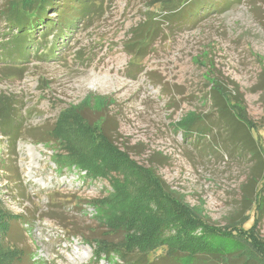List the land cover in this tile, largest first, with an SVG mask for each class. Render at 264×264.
I'll return each instance as SVG.
<instances>
[{"label":"rangeland","instance_id":"obj_1","mask_svg":"<svg viewBox=\"0 0 264 264\" xmlns=\"http://www.w3.org/2000/svg\"><path fill=\"white\" fill-rule=\"evenodd\" d=\"M7 1L0 0V96L9 98L21 130L15 149L0 136L7 160L0 163V200L29 220L12 225L25 252L20 264H120L96 259L85 240L104 231L85 202L105 195L108 181L58 169L52 151L25 131L50 130L63 108L86 96V118L103 116L108 134L173 191L175 207L198 210L221 229L247 213L243 227L253 223L256 210L238 211L252 199L246 185L255 157L229 137L208 92L213 79L231 90L235 109L264 143V0H92L87 16L72 20L48 11L54 24L46 33L11 43L3 39L17 32L3 19ZM152 16L153 36L139 47L131 31ZM102 97L103 106L95 104ZM190 112L206 121L200 134L179 127ZM259 212L252 232L264 240ZM164 252L148 258L160 264Z\"/></svg>","mask_w":264,"mask_h":264},{"label":"trees","instance_id":"obj_2","mask_svg":"<svg viewBox=\"0 0 264 264\" xmlns=\"http://www.w3.org/2000/svg\"><path fill=\"white\" fill-rule=\"evenodd\" d=\"M157 2L168 3L171 0H153L151 3ZM92 3V0H8L2 9L3 19L11 27L14 25L18 33L3 39L7 41L11 38V43L12 38L22 37L23 42H28L25 36L34 38L53 26V20L47 17L48 11L69 19L75 16L81 19L88 15ZM155 21L152 16L132 29V43H140V47L142 41L147 42L153 36L149 23ZM10 45L9 53H12L16 44ZM213 80L215 82H210L208 94L219 118L231 128L229 137L235 141V145L245 152L249 151L256 161L254 173L246 185L247 190L248 186L251 189L252 199L243 200L238 211L240 214L246 209L256 210L257 217L246 229L243 225L250 218L248 213L243 215L241 221L233 220L234 224L221 229L209 224L198 210L194 212L185 206L175 207L173 191L151 166L135 160L125 146L119 145L108 134L104 117L100 115L99 119L93 121L86 118L83 111L87 105L90 108L87 103L90 96L79 104H69L63 108L50 130L26 128L30 136L38 138V143L52 151L51 160L58 169L72 168L89 180L103 178L108 181L110 188L105 195L85 202V205L87 203L93 208L92 217L97 224L104 228L98 235L85 238L90 246L93 245L92 252L96 259H114L120 264H159L148 257L149 253L163 248L165 252L159 257L160 264H263L258 255L264 257V240H258L252 230L259 211L264 209V143L258 139V135L254 136L249 120L239 109H235L237 101L233 98V92L216 79ZM100 101L103 106L106 99L102 97L95 104ZM205 123L201 116L196 117L190 112L179 121V127L184 129L185 135L200 134L199 130L204 128ZM20 130L21 122L14 119L9 98L0 96V136L8 139L11 149L16 147ZM6 161L4 156H0L1 164ZM5 181H9L8 178ZM15 182L21 185L20 174ZM23 193L24 188L21 197ZM248 203L252 204L251 208L247 207ZM25 215L12 213L0 200V264L22 262L25 252L14 241L17 232L12 225L20 221L29 223ZM73 228L78 227L73 225ZM239 229L240 232H237Z\"/></svg>","mask_w":264,"mask_h":264}]
</instances>
